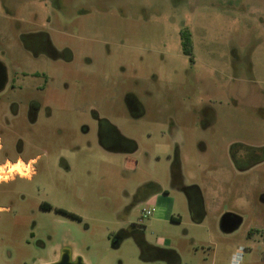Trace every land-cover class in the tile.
<instances>
[{
    "label": "rangeland",
    "instance_id": "rangeland-1",
    "mask_svg": "<svg viewBox=\"0 0 264 264\" xmlns=\"http://www.w3.org/2000/svg\"><path fill=\"white\" fill-rule=\"evenodd\" d=\"M0 65V112L34 107L5 141L37 157L32 181H0V264L63 250L83 264H229L238 247L240 264H264V0H0ZM101 118L134 149L101 137ZM224 213L240 217L231 231Z\"/></svg>",
    "mask_w": 264,
    "mask_h": 264
},
{
    "label": "flooded vegetation",
    "instance_id": "flooded-vegetation-1",
    "mask_svg": "<svg viewBox=\"0 0 264 264\" xmlns=\"http://www.w3.org/2000/svg\"><path fill=\"white\" fill-rule=\"evenodd\" d=\"M1 67L2 66L0 65V68ZM4 79H5V73H4V68L2 67V85H3ZM6 105L7 106L4 109H2L3 112H0V162H4L6 160L8 161L9 158L11 157L17 158V160L18 159L21 160V162L24 163L26 166H30L32 168V173L28 176H21L17 174L15 177H12L10 181H14L17 178L32 181L34 176L37 174V170L35 166L37 164V157L34 156V157H28L27 159H25L21 153L22 152L21 141L19 139H16L14 142H12V145H8L5 141L6 140L5 138L8 132L6 131V129H4V127H7V128L10 126L13 127L10 121L12 119H15L18 116L24 115L26 119L33 120V117H34V113H33L34 107L32 106L33 104L31 105L24 104V106L21 107L20 106L21 102L13 101V102H7ZM99 126H100L99 131H101L100 136L103 138H107L111 141H114L116 144L114 148H117L115 150L124 153V152H129L132 149H134L132 140L130 139L128 140L127 138L122 136V134L119 133L117 128L114 127L113 124L109 123V121H107L105 118H101L99 120ZM104 126H107L108 129H102ZM9 130H11V128ZM10 181L4 182V183H8ZM263 200H264V197H263ZM43 205H44L43 202L39 204L40 207H42ZM0 206H1L0 213L7 209L6 206H3V205H0ZM45 208L50 209L51 207L49 205H46Z\"/></svg>",
    "mask_w": 264,
    "mask_h": 264
},
{
    "label": "water",
    "instance_id": "water-1",
    "mask_svg": "<svg viewBox=\"0 0 264 264\" xmlns=\"http://www.w3.org/2000/svg\"><path fill=\"white\" fill-rule=\"evenodd\" d=\"M2 86V67L0 68V88ZM240 222V217L231 213H224L219 220V226L222 231L233 230ZM48 264H83L80 258L71 260L69 257V251L63 250L59 259Z\"/></svg>",
    "mask_w": 264,
    "mask_h": 264
},
{
    "label": "crops",
    "instance_id": "crops-1",
    "mask_svg": "<svg viewBox=\"0 0 264 264\" xmlns=\"http://www.w3.org/2000/svg\"><path fill=\"white\" fill-rule=\"evenodd\" d=\"M128 139V138H127ZM129 140V139H128ZM131 140V139H130ZM157 204H156V214L160 215L161 213H163V210L164 208H166L163 204V200H162V197L160 198V195L158 194L157 195ZM188 204H189V207H190V210L191 212H193L194 216H196L195 218L197 220H203L204 216H205V211H204V208L202 206V203L200 202L199 206L197 207V205L195 204L194 201H191V199L188 198ZM153 251H155L156 249L153 248L152 249Z\"/></svg>",
    "mask_w": 264,
    "mask_h": 264
},
{
    "label": "clouds",
    "instance_id": "clouds-1",
    "mask_svg": "<svg viewBox=\"0 0 264 264\" xmlns=\"http://www.w3.org/2000/svg\"><path fill=\"white\" fill-rule=\"evenodd\" d=\"M7 172L5 173L4 168H0V181H8L12 178L14 172L20 173L22 176H27L29 169L19 159L14 164H7Z\"/></svg>",
    "mask_w": 264,
    "mask_h": 264
},
{
    "label": "built area",
    "instance_id": "built-area-1",
    "mask_svg": "<svg viewBox=\"0 0 264 264\" xmlns=\"http://www.w3.org/2000/svg\"><path fill=\"white\" fill-rule=\"evenodd\" d=\"M152 210L151 209H146L142 212V217H148L149 215L152 214ZM243 254V248L242 247H238L230 256V260H229V264H240L241 261V257Z\"/></svg>",
    "mask_w": 264,
    "mask_h": 264
},
{
    "label": "trees",
    "instance_id": "trees-1",
    "mask_svg": "<svg viewBox=\"0 0 264 264\" xmlns=\"http://www.w3.org/2000/svg\"><path fill=\"white\" fill-rule=\"evenodd\" d=\"M180 41L183 53L190 56V36L186 30L180 32ZM248 234L251 235V231Z\"/></svg>",
    "mask_w": 264,
    "mask_h": 264
}]
</instances>
